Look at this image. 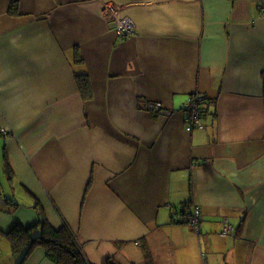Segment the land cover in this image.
Wrapping results in <instances>:
<instances>
[{"label": "crops", "instance_id": "obj_1", "mask_svg": "<svg viewBox=\"0 0 264 264\" xmlns=\"http://www.w3.org/2000/svg\"><path fill=\"white\" fill-rule=\"evenodd\" d=\"M1 128L0 256L40 208L89 264H264V0H0Z\"/></svg>", "mask_w": 264, "mask_h": 264}, {"label": "trees", "instance_id": "obj_2", "mask_svg": "<svg viewBox=\"0 0 264 264\" xmlns=\"http://www.w3.org/2000/svg\"><path fill=\"white\" fill-rule=\"evenodd\" d=\"M85 76L86 74H76L75 78L80 89L79 91H82L84 96H86V90L88 89V80ZM205 100L204 98L202 104L205 103ZM205 108L203 105L200 106L201 115L206 112ZM5 166L6 172L10 174L9 167L7 164ZM5 200L13 205H18L10 198H5ZM37 212L38 219L34 224L24 226L16 221L13 227L6 233L12 252L21 253L18 264H23L25 258L35 247H42L45 250L46 257L55 264H89L83 249H81L82 244L75 237L69 226L64 223L61 227L54 228L47 222L40 208ZM103 264L120 263L108 257L104 259Z\"/></svg>", "mask_w": 264, "mask_h": 264}, {"label": "built area", "instance_id": "obj_3", "mask_svg": "<svg viewBox=\"0 0 264 264\" xmlns=\"http://www.w3.org/2000/svg\"><path fill=\"white\" fill-rule=\"evenodd\" d=\"M118 8L115 6L111 5L108 6L106 9V16L108 19H111L114 22V32L115 35L117 36L118 40L126 38L128 36L135 35L136 29L135 24L131 18L128 16L122 15ZM204 94L203 93H197L191 96L189 98L184 106H183V113H184V124L185 128L187 130H193L194 128L197 127H202L203 122L202 121V115L200 112V106L202 105V102L204 101ZM156 106L159 108V110L166 115L170 114L171 111H167V109L162 108L160 103H157ZM0 134L7 136L8 131L4 130L3 128L0 129ZM198 214H197V209L195 208L193 210V213L189 214V219L193 227L197 230L198 229ZM232 227L226 223H224V228L223 231L226 233H231L232 232Z\"/></svg>", "mask_w": 264, "mask_h": 264}, {"label": "rangeland", "instance_id": "obj_4", "mask_svg": "<svg viewBox=\"0 0 264 264\" xmlns=\"http://www.w3.org/2000/svg\"><path fill=\"white\" fill-rule=\"evenodd\" d=\"M4 130H6L5 128H3ZM8 131V130H7ZM9 185V184H8ZM10 187V186H9ZM5 240V244H7L8 245V249L6 248V245L5 246H3V248H1L2 249V251H4V252H7V255L6 256H8L9 255V258L11 257V253H10V249H9V244L7 243L8 241L6 240V239H4ZM6 256H4V255H1L0 256V264H8V258H6ZM18 257V260H17V264L19 263V261H20V258H21V253H19L18 255H17ZM10 264V263H9Z\"/></svg>", "mask_w": 264, "mask_h": 264}]
</instances>
